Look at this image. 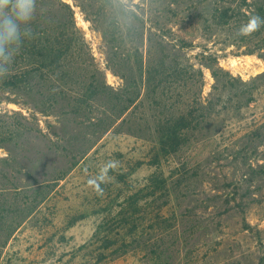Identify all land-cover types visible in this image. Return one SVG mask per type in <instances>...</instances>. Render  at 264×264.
<instances>
[{"label": "rangeland", "instance_id": "374dc122", "mask_svg": "<svg viewBox=\"0 0 264 264\" xmlns=\"http://www.w3.org/2000/svg\"><path fill=\"white\" fill-rule=\"evenodd\" d=\"M252 15L264 0L36 2L19 48L6 46L0 170L46 188L24 218L0 207L14 230L0 264H68L101 225L86 217L99 208L87 181L109 160L111 180H131L127 198L167 178L151 208L167 237L150 264H264V25L238 35ZM54 83L96 93L55 102ZM189 114L196 130L164 154L158 120ZM132 256L107 264H141Z\"/></svg>", "mask_w": 264, "mask_h": 264}, {"label": "trees", "instance_id": "16d2710c", "mask_svg": "<svg viewBox=\"0 0 264 264\" xmlns=\"http://www.w3.org/2000/svg\"><path fill=\"white\" fill-rule=\"evenodd\" d=\"M39 1L44 0H35V3ZM10 85L14 88L18 86L15 84ZM39 88L41 89V86ZM93 88L92 85H89L85 92L79 93L72 90V88L54 83L51 86V91L55 92L56 96H52L55 102L58 100L57 95L62 96L64 90H66L77 104H86L90 96L92 97L96 93ZM74 115L77 116L78 114ZM158 124H160L159 126L163 131L160 134L159 143L162 144L161 151L164 154L175 153L183 138L187 137L189 130H196L195 127L198 126L197 120L192 118L190 114L187 117L182 116L177 122L171 116L164 115L158 120ZM20 126L25 128L23 130H30L21 124ZM129 131L130 134L135 135L133 131ZM2 141L4 140H0V145ZM12 177L0 170V207L10 210L12 206L15 215L19 216L17 218H24L26 217L24 216L26 213L25 207L27 205L31 206L33 202L43 198V190L46 186L42 184L43 181L32 180L30 176H28L29 184L25 185L22 184L21 179ZM130 183L131 180L128 179V176L120 173L111 180V185H116V189L111 194L112 198L98 196L95 205L99 208H96L90 214L86 212V217L89 215L102 216L101 225L94 233V239L80 245L71 254V261L68 264L115 263L129 255H134L132 257H135V255L140 256L141 264H150L151 261H155L157 248L162 246L167 237L163 231L166 230L164 224L168 221L165 215L162 214L161 208L155 207V210H151V208H154L156 195L163 191L167 178L161 174L158 178L151 179L146 189H139L137 193L127 198L123 195L124 191L127 190L126 187H130ZM100 187L104 190L103 192H109L110 186L106 187L103 183ZM14 202H18L16 209H13ZM8 217L7 213H0V250L5 246L4 244L14 231L12 226L5 223L8 221ZM81 218H85V215L82 214ZM99 234L102 236L97 237ZM97 238L102 239L97 240ZM65 240L67 239L62 234L59 242H65ZM48 245L49 243L41 248H46Z\"/></svg>", "mask_w": 264, "mask_h": 264}, {"label": "clouds", "instance_id": "9594fccd", "mask_svg": "<svg viewBox=\"0 0 264 264\" xmlns=\"http://www.w3.org/2000/svg\"><path fill=\"white\" fill-rule=\"evenodd\" d=\"M35 0H0V77L8 73L4 65L11 63L13 53L6 54V46L16 45L19 48L21 32L20 25L28 23L33 18ZM264 25V18L252 15L246 24L238 29V35L250 36ZM119 166V162L109 160L100 168L99 173L88 179L87 184L98 195H103L101 183H108L111 177L108 172Z\"/></svg>", "mask_w": 264, "mask_h": 264}]
</instances>
